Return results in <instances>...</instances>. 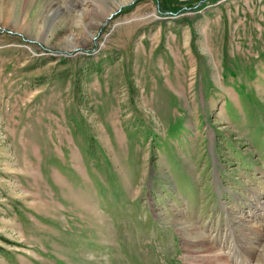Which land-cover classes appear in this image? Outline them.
<instances>
[{"label": "rangeland", "instance_id": "1", "mask_svg": "<svg viewBox=\"0 0 264 264\" xmlns=\"http://www.w3.org/2000/svg\"><path fill=\"white\" fill-rule=\"evenodd\" d=\"M119 1L0 0V264H264V0Z\"/></svg>", "mask_w": 264, "mask_h": 264}, {"label": "bare ground", "instance_id": "2", "mask_svg": "<svg viewBox=\"0 0 264 264\" xmlns=\"http://www.w3.org/2000/svg\"><path fill=\"white\" fill-rule=\"evenodd\" d=\"M128 1H131V0H121V1H119L118 2V4H117V6H118V8L120 9L121 7H123V6H125V5H128L127 3H128ZM88 2V1H87ZM86 5V4H85ZM85 8L81 11V13H79V16L81 17V19H83V17H84V14L85 13H83V12H85ZM114 11L112 10V11H110L109 12V14H107L106 15V17L107 18H109V19H111L114 15H116L115 14V12L113 13ZM108 21V20H107ZM93 36V35H92ZM192 230V228L191 227H189L188 226V229L186 230L187 232H189V231H191ZM197 233L196 234H193L192 235V237L193 238H197ZM200 237H201V235H200ZM213 237V236H212ZM204 238V237H203ZM191 242H192V240H191ZM201 247V249H202V252H203V250L205 251V252H209V256H211V258L208 260V262L210 261L211 263H213V264H231L232 262H233V264H239V262L237 261V260H234V258H232L233 257V254L231 253V251H229L228 253L227 252H224L225 253V255H227V257L229 256V259H231L232 260V262L230 263V260L227 258L226 260L224 259V257L222 256V254H220V253H215L216 252V250L214 251V250H212V248H208V247H206L205 245H202V246H200ZM230 247V246H229ZM196 248H197V246H196ZM200 249V250H201ZM227 249V248H226ZM230 250V249H229ZM201 252V253H202ZM192 257H194V256H192ZM207 257V256H206ZM223 257V260H220L221 258ZM208 258V257H207ZM202 260H201V264H205V263H207L206 262V259H205V255L201 258ZM195 261V260H194ZM200 261V260H199ZM221 262V263H218V262ZM209 264V263H208Z\"/></svg>", "mask_w": 264, "mask_h": 264}]
</instances>
